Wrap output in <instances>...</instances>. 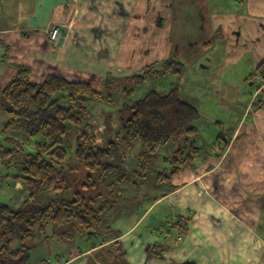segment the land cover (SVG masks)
Masks as SVG:
<instances>
[{"label": "crops", "instance_id": "1", "mask_svg": "<svg viewBox=\"0 0 264 264\" xmlns=\"http://www.w3.org/2000/svg\"><path fill=\"white\" fill-rule=\"evenodd\" d=\"M237 3L241 7L231 11L208 10L210 34L196 39L199 46L210 47L212 38L221 35L229 71L243 61L239 70L249 77L228 78L225 70L226 79L219 81L228 87L208 90L216 93L229 119L203 114L210 139L199 135L203 146L193 142L203 147L194 168H184L130 228L94 245L95 251L93 246L74 248L64 264H87L98 249L116 242L128 264H264V97L254 100L260 86L254 94L250 91V100L240 94L246 83L256 80V71L264 74V0ZM177 6L165 0H0V87L15 78L18 66H25L34 83L55 75L102 92L108 75H138L181 52L176 43ZM56 25L61 36L53 42L49 32ZM240 100L248 103L239 110ZM6 120L0 110V130ZM13 137L27 139L19 133ZM158 207L168 220L158 225L154 219L137 232ZM170 219L186 222L187 232L176 246L170 242L178 234L170 230ZM158 244L164 249L155 255L152 249Z\"/></svg>", "mask_w": 264, "mask_h": 264}, {"label": "trees", "instance_id": "2", "mask_svg": "<svg viewBox=\"0 0 264 264\" xmlns=\"http://www.w3.org/2000/svg\"><path fill=\"white\" fill-rule=\"evenodd\" d=\"M186 70L184 63L168 58L131 77L108 75L103 91L97 92L89 83L55 75L42 83H34L30 79V69L18 66L15 78L6 87H0V110L7 115L0 130L3 136L0 159L5 168L20 171L14 176L16 181L28 188L43 184L54 195L46 204L35 205L30 202L34 198L32 194L18 209L0 203V264H30L34 240L40 234L46 236L50 225L54 235L64 241L99 227L110 203L105 201L98 205V198L107 194L104 188L107 182L114 181L110 180L113 173L124 170L122 159L136 141H140L141 151L140 168L134 171L137 175L135 187L151 172L156 185L172 186V181L184 168H194L202 148L186 140L196 136L201 114L197 107L182 99L179 86L169 93L152 90L143 98L132 99L139 87L158 78L183 76ZM120 96L125 102L118 110V118L115 114H106L107 134L101 142L92 134L95 126L91 124L93 117H90L89 106L94 102L114 104ZM18 133L34 142L33 151L13 137ZM182 138L185 145L168 158L167 167L157 168V149ZM79 165L97 176L91 186L95 192L77 193L72 199L62 198L60 192L66 176L73 170L79 171ZM118 183H110V194L120 191L119 186L123 184ZM99 187L103 189L101 193L96 191ZM185 224L179 220L173 225L178 232L172 241L174 246L180 242L179 236L184 239ZM18 231L20 245L16 246ZM114 244L119 245L118 242ZM163 249L164 246L158 244L152 251L157 255Z\"/></svg>", "mask_w": 264, "mask_h": 264}, {"label": "rangeland", "instance_id": "3", "mask_svg": "<svg viewBox=\"0 0 264 264\" xmlns=\"http://www.w3.org/2000/svg\"><path fill=\"white\" fill-rule=\"evenodd\" d=\"M173 1L177 4L175 11L176 15V27H177V40L176 43L180 46V53L176 52L174 57L180 62L184 63L187 67L186 73L183 76H166L158 78L155 81L149 82L144 86L139 87L136 90V94L132 97L133 100L143 98L144 95L149 91H157L160 93H169L172 88L179 86L182 99L197 105L200 109L202 119L198 123L199 132L196 136L189 137V143L193 142L202 144V141L198 139V136L207 139L210 135V128L207 126L203 114L209 116L222 117L223 119H229L227 111L222 109L219 104V98L216 93L208 92L213 88L219 91L228 87L226 84L222 86V82L219 80L226 79L224 76L225 70H228V78L245 79L248 75L243 76L239 70L243 65V61L236 67H233L231 71L225 65V41L221 35L216 34L213 39V43L210 47L200 45L196 39H205L210 34V30L207 28V11L213 10L214 7L218 11H231L233 6H237V9L241 7L237 3V0H165ZM261 71V70H259ZM264 70H262L263 72ZM249 82H253V86L249 87ZM246 83L242 87V98L243 100L253 97L254 92L261 84L260 80H252ZM214 84V85H213ZM217 84L219 86H217ZM211 87L212 89H209ZM246 89V91H244ZM116 90V88H115ZM114 90V92H115ZM250 91L253 94L250 95ZM125 102V99L119 97L114 104L105 102H94L89 107L90 117L92 126H95L94 136L99 141H103L106 129V114H115L114 117L119 116L118 110ZM246 102L245 104H247ZM238 102L237 108L240 110L245 105ZM204 106V109H203ZM217 115V116H215ZM116 125L118 126V119H115ZM27 138V137H26ZM23 143L31 151L34 150V142L29 138L23 139ZM214 141V140H213ZM185 145V139L170 142L166 146L159 147L156 151V157L158 158L157 165L159 169H164L165 158L172 157V154ZM208 145V144H206ZM203 148V147H202ZM141 151L140 141H136L133 149L122 159L123 168L122 172L113 173L112 178L106 183L107 194L98 198V205L103 204L105 201H109V207L103 215V222L99 227H96L93 231L84 233L83 235H76L75 237H68L67 240H60L59 237L54 235L53 226L50 225L47 233L38 235L34 240L33 244L35 248L30 253V264H64L70 259V255L74 248H90L93 245H100L104 241H109L115 237V233L123 232L131 227L134 219L144 215L145 211L152 204V199L159 196L166 191L167 186L165 184L156 185L154 183V174L151 172L146 178H142L139 182V186L133 184L137 182V175L134 171L139 170L138 158ZM74 159V153H73ZM165 163V164H164ZM165 167V168H166ZM79 171H71L68 173L65 179V185L63 190L60 192L62 198L72 199L75 198L77 193L84 195L87 192H95L91 187L97 180V176L91 171L82 169L79 165ZM2 172V173H1ZM0 203L9 205L13 209H18L27 200L30 199L31 195L34 194V198L31 203L35 205H44L47 203L54 192L47 189L43 184H38L33 188H28L21 182L15 180L14 176L20 174L17 169H7L3 166L2 160L0 159ZM11 174L9 177H3V175ZM125 177V178H124ZM124 178V179H123ZM122 183L119 186L120 191L114 190L110 194L109 185L110 183ZM153 182V183H152ZM118 183V185H119ZM19 184V186L17 185ZM104 185V184H103ZM102 185V186H103ZM116 185V187L118 186ZM20 188V189H19ZM125 190H124V189ZM102 187H99L96 191L101 193ZM161 208L154 209L151 213L150 218L140 226L137 232L141 233L145 231L146 226L152 225L154 219L158 221L168 220L165 215H160ZM170 218V217H169ZM178 221V219H177ZM176 221V222H177ZM176 222L169 220L171 231L174 230L173 225ZM163 223V222H162ZM157 229L158 227L155 226ZM20 231L17 232L16 246L20 245ZM175 235V233H173ZM47 237V238H46ZM174 237L170 239L173 241ZM1 245V242H0ZM105 248L98 249L95 254L92 255L91 259L94 258L93 264H96V260L108 261L106 264H128L122 257L120 258L119 246L114 243L110 244ZM95 251V249H94ZM93 251V252H94ZM90 259V260H91ZM87 261V264H91V261ZM69 264V263H68ZM105 264V263H104Z\"/></svg>", "mask_w": 264, "mask_h": 264}, {"label": "built area", "instance_id": "4", "mask_svg": "<svg viewBox=\"0 0 264 264\" xmlns=\"http://www.w3.org/2000/svg\"><path fill=\"white\" fill-rule=\"evenodd\" d=\"M50 39L53 42H57L58 39L61 36V30L59 26H54L50 32H49ZM256 80H260L261 84L259 85L260 87L258 88L257 92L254 95V100H257L258 98H263L264 97V74L261 73L259 70L256 71L255 74ZM183 238L181 236L178 237V241H182Z\"/></svg>", "mask_w": 264, "mask_h": 264}]
</instances>
